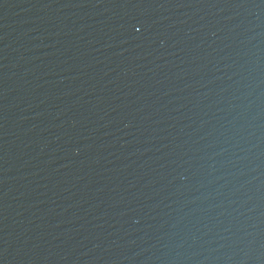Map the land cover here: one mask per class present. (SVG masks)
I'll return each instance as SVG.
<instances>
[{
	"label": "water",
	"instance_id": "1",
	"mask_svg": "<svg viewBox=\"0 0 264 264\" xmlns=\"http://www.w3.org/2000/svg\"><path fill=\"white\" fill-rule=\"evenodd\" d=\"M0 264H264V0H0Z\"/></svg>",
	"mask_w": 264,
	"mask_h": 264
}]
</instances>
